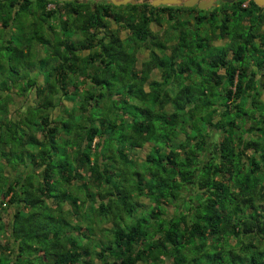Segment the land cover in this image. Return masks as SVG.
I'll use <instances>...</instances> for the list:
<instances>
[{"label":"trees","instance_id":"1","mask_svg":"<svg viewBox=\"0 0 264 264\" xmlns=\"http://www.w3.org/2000/svg\"><path fill=\"white\" fill-rule=\"evenodd\" d=\"M180 9L193 23L165 55L149 24ZM262 24L252 0H0V264H88L92 216L112 227L103 264H264ZM201 37L222 42L203 54Z\"/></svg>","mask_w":264,"mask_h":264},{"label":"rangeland","instance_id":"2","mask_svg":"<svg viewBox=\"0 0 264 264\" xmlns=\"http://www.w3.org/2000/svg\"><path fill=\"white\" fill-rule=\"evenodd\" d=\"M220 2H224L222 0H215V4L210 6V7H207L205 9L209 10L211 7L213 6H217L218 7V4ZM246 2L244 1L242 3V5H244ZM181 5V4H179ZM183 6V5H182ZM217 13L219 12V10L216 11ZM192 14H194V12H190L186 9H180L179 11H177V14L175 15V19H167L166 17L164 16H161L160 18V21L158 23H155V22H151L149 24V30L151 32V34L153 36H156L160 41H162L164 43V49H163V53L165 55L169 54V50H170V47H171V44L174 43L176 41V34H177V29L179 28V24L183 23L184 25V28L187 29L189 28L191 25H192ZM49 22H51V24H54V20H49ZM110 24V28L113 29V30H117L118 32V36L120 38H123L127 31L121 27H118L116 23H114L113 21H110L109 22ZM54 27L56 26L55 24L53 25ZM56 28V27H55ZM57 29V28H56ZM203 30L207 31L208 32V26L205 24V25H202V27H200L198 29L199 31V34L198 35H202L203 34ZM260 31L264 33V24L261 25L260 27ZM47 34L52 37V32L50 30H47L46 31ZM192 36V35H190ZM202 38V42L204 43L203 45V49H202V53L203 54H206L208 49H213L215 47H218L219 44L222 42V40L219 38V37H214L212 41L210 42H207V41H204L203 40V37ZM206 44V45H205ZM40 45L36 46L34 45V48H33V51L32 53L34 52V54H37L39 56H41L42 54L43 55H46L44 52V49L43 47H39ZM87 49H80L78 52L80 54H84L86 52ZM34 54H32V56L30 57L29 60H39L37 59L36 56H34ZM136 54V57H137V60L138 62L141 61L142 59H144L146 56H147V50L144 49L143 47L140 48L139 50H137L135 52ZM42 55V56H43ZM41 56V57H42ZM138 62H137V66H138ZM159 76V71L158 70H153L150 74V77L151 78H155L157 79ZM11 90V88H10ZM81 90V89H80ZM79 90V91H80ZM13 92H15L14 89H12ZM77 92L76 95L74 96V98H65V99H62L61 101V107L60 109H58V111L60 110V112L62 113V115L66 116V112L69 110L70 106H73L76 104L75 102L79 101L78 98H80V92ZM27 95L24 97L23 95H13L14 97V105H21V110H23L25 107H26V103L29 102V100L33 99V92L32 90L27 92L26 93ZM11 105V104H10ZM11 107V106H10ZM170 107L169 105H167L164 110H168ZM96 140V137H94L93 141ZM148 148V144L145 143L142 147H133L129 150V153H130V156L131 158L133 159V161L135 162L136 165H138L140 163V161L143 159L144 157V153L145 151L147 150ZM208 155V154H207ZM13 157H15L13 155ZM12 159V158H11ZM20 170L21 168L18 167L17 169H15L14 171H11V173L9 174L11 176V174L13 175H16L18 173H20ZM6 174H8V170L6 171ZM36 176H37V172L35 173ZM9 176V177H10ZM36 176H34V180L36 181ZM75 183H72L70 185V194L71 195H74L77 191V185H74ZM131 196V199L133 201L136 202V205L139 210H143V209H148V207H150L149 205V201L146 197H144L143 195H136L135 192L131 193L130 194ZM3 207H6L7 204L4 203L2 204ZM64 207H67L66 204H63ZM166 209L165 210V213H170L172 212V206L170 205H167L166 206ZM6 211V209H5ZM135 216H138V213L137 211L134 212ZM126 219L129 218V216H125ZM70 220H75V219H78L79 220V217H69ZM97 218H95L94 216H92V223L93 224V230H92V233H91V236L95 238V243L94 244H91L90 247H88L86 249V254L83 256V258H85L86 260H88V264H103V261H101V259H99L98 257H96L93 253V250H97L98 249V246L100 245V243H106L110 240L111 238V229L112 227L110 226V222L109 221H104L102 223H99L97 222L96 220ZM165 260V259H164ZM87 264V263H86Z\"/></svg>","mask_w":264,"mask_h":264},{"label":"water","instance_id":"3","mask_svg":"<svg viewBox=\"0 0 264 264\" xmlns=\"http://www.w3.org/2000/svg\"><path fill=\"white\" fill-rule=\"evenodd\" d=\"M85 2L86 0H76ZM114 5L118 4H125V3H134V2H143L147 1L151 5H158V4H167V5H183V6H192L196 5L197 8L205 9L215 4V0H106ZM226 2H232L233 0H222ZM256 5L263 6L264 0H252Z\"/></svg>","mask_w":264,"mask_h":264}]
</instances>
